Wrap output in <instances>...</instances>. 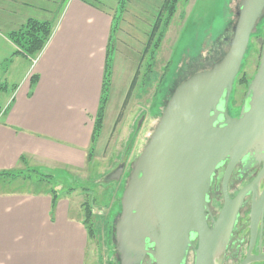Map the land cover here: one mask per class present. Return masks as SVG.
Returning a JSON list of instances; mask_svg holds the SVG:
<instances>
[{"label": "crops", "instance_id": "crops-1", "mask_svg": "<svg viewBox=\"0 0 264 264\" xmlns=\"http://www.w3.org/2000/svg\"><path fill=\"white\" fill-rule=\"evenodd\" d=\"M30 18L52 25L32 65L7 36ZM113 22L91 0H0V83L8 86L0 91V173L85 164ZM116 60L115 52L102 127L123 93L117 110L127 104L136 81L130 77L125 90L116 82ZM30 184L33 191H0V264H84L89 237L79 204L62 193L52 208L48 187Z\"/></svg>", "mask_w": 264, "mask_h": 264}, {"label": "water", "instance_id": "water-1", "mask_svg": "<svg viewBox=\"0 0 264 264\" xmlns=\"http://www.w3.org/2000/svg\"><path fill=\"white\" fill-rule=\"evenodd\" d=\"M263 13L264 0H240L225 53L172 91L121 193L114 223L119 264H142L146 256V264H184L189 248L193 264H215L243 195L230 200L228 177L249 154L264 162V39L239 116H230L226 107ZM224 161V205L209 227L211 177ZM123 170L118 165L105 180H118Z\"/></svg>", "mask_w": 264, "mask_h": 264}, {"label": "rangeland", "instance_id": "rangeland-1", "mask_svg": "<svg viewBox=\"0 0 264 264\" xmlns=\"http://www.w3.org/2000/svg\"><path fill=\"white\" fill-rule=\"evenodd\" d=\"M91 1L112 12L114 26L110 33L108 61L111 62L116 52L115 69L121 76L116 82L125 90L130 77L136 76V81L127 104L117 110L123 93L108 112L105 127H102V120L99 133L91 141L90 153L87 151L85 164L80 168H66L65 172L51 171L55 183L50 185L58 195L68 194L79 204L82 219V204L87 202L90 206L95 236L88 241L84 264H119L114 223L120 213V197L132 162L148 142L174 88L193 73L211 67L225 53L240 0H178L173 14L162 13L160 29L152 38L147 53L144 48L164 0ZM125 8L128 13H124ZM263 39L264 13L250 36L232 87L228 106L232 113L238 111L255 74ZM36 58L29 60L31 65ZM110 83L109 78L103 119ZM14 87L10 86L9 90L13 91ZM120 164L124 166L122 176L106 181L105 176ZM1 181L0 191H33L35 188L30 182L20 183L19 179ZM189 253L184 264H193V254Z\"/></svg>", "mask_w": 264, "mask_h": 264}, {"label": "flooded vegetation", "instance_id": "flooded-vegetation-1", "mask_svg": "<svg viewBox=\"0 0 264 264\" xmlns=\"http://www.w3.org/2000/svg\"><path fill=\"white\" fill-rule=\"evenodd\" d=\"M230 96L226 106L227 112L232 117H238L245 96L238 111L233 113L228 107ZM226 165L227 161L220 163L211 177L206 211L209 227L217 219L224 205L223 178ZM240 193L243 195L233 226L227 239L216 251L215 264H264V162L257 160L255 153L236 163L228 177L227 196L234 200ZM193 245H196L195 241ZM190 251L193 254V250L189 248L186 258L190 256ZM148 259L146 256L142 264H146Z\"/></svg>", "mask_w": 264, "mask_h": 264}, {"label": "trees", "instance_id": "trees-1", "mask_svg": "<svg viewBox=\"0 0 264 264\" xmlns=\"http://www.w3.org/2000/svg\"><path fill=\"white\" fill-rule=\"evenodd\" d=\"M121 0L120 2H123ZM178 0H164L162 4V10L158 15L156 23L151 28V32L149 34L148 43L145 46V52L147 53L150 47V43L152 38L154 37L155 33L160 29L161 23V16L162 13L167 12V15L173 14L175 11V6ZM114 24V22H113ZM114 26V25H113ZM52 32V25L48 21H40L33 18L28 19L22 26L17 28L16 30L10 31L7 36L9 40L15 45L16 50L15 54H20L25 58L31 59L32 57L37 56L40 51L43 49L45 44L47 43L48 39L50 38ZM109 52V49H108ZM109 78H110V62L108 61V54L107 60L105 63V70L103 76V83L101 89V97L99 106L97 109V113L93 123V130L91 135V141L97 136L102 126L103 120V110L106 102V97L108 93V85H109ZM34 82V78H32ZM5 83H0V91L7 89ZM90 153V149L89 152ZM0 177L2 178H9L11 180L22 179L23 181H28L34 184H43L47 186V190L51 195V207L53 208L55 205V201L57 199V192L54 188L51 187L50 183H55V178L51 174H42L35 168H27L26 172L23 171H12L6 173H0ZM50 185V186H49ZM86 193V188H83ZM72 188L69 189V191ZM83 206V219L82 222L87 230V234L89 239L94 238V222L92 218V212L90 206L87 202L82 204ZM107 224V221L105 222Z\"/></svg>", "mask_w": 264, "mask_h": 264}]
</instances>
